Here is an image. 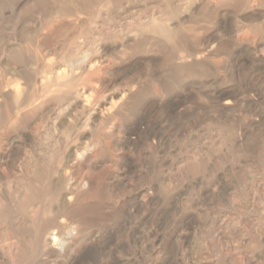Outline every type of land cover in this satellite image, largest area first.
I'll use <instances>...</instances> for the list:
<instances>
[{
  "label": "rangeland",
  "instance_id": "rangeland-1",
  "mask_svg": "<svg viewBox=\"0 0 264 264\" xmlns=\"http://www.w3.org/2000/svg\"><path fill=\"white\" fill-rule=\"evenodd\" d=\"M0 264H264V0H0Z\"/></svg>",
  "mask_w": 264,
  "mask_h": 264
}]
</instances>
